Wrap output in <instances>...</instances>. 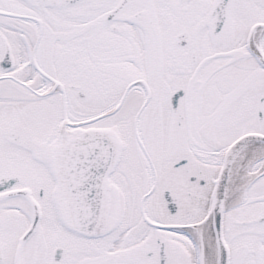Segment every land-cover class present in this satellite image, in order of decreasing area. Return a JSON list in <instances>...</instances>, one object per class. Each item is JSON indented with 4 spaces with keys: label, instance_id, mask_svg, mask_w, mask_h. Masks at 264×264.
I'll return each instance as SVG.
<instances>
[{
    "label": "snow or ice",
    "instance_id": "obj_1",
    "mask_svg": "<svg viewBox=\"0 0 264 264\" xmlns=\"http://www.w3.org/2000/svg\"><path fill=\"white\" fill-rule=\"evenodd\" d=\"M0 264H264V0H0Z\"/></svg>",
    "mask_w": 264,
    "mask_h": 264
}]
</instances>
